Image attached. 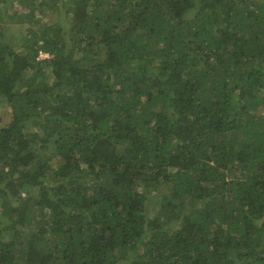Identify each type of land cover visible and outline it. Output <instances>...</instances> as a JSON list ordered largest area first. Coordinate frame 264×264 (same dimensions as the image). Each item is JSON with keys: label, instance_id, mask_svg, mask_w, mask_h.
<instances>
[{"label": "trees", "instance_id": "1", "mask_svg": "<svg viewBox=\"0 0 264 264\" xmlns=\"http://www.w3.org/2000/svg\"><path fill=\"white\" fill-rule=\"evenodd\" d=\"M0 264H264V0H0Z\"/></svg>", "mask_w": 264, "mask_h": 264}, {"label": "rangeland", "instance_id": "2", "mask_svg": "<svg viewBox=\"0 0 264 264\" xmlns=\"http://www.w3.org/2000/svg\"><path fill=\"white\" fill-rule=\"evenodd\" d=\"M50 18H51V20H57L58 19V15L57 14H50ZM63 22H64V18L62 17V19H61ZM12 23V22H11ZM49 154H51L52 153V150H50L49 152H48ZM54 163L56 164V165H59L60 163H61V159L60 158H54ZM166 192H167V188L166 187H164V186H161L160 188H157V190L153 193V194H150L151 195V197H150V202H149V204H148V207H149V212L151 211V212H153V210H157V207L158 206H154V204L157 202V201H160V199H161V197L163 196V195H165L166 194ZM153 197H156V198H159V199H157L156 201L154 200V198Z\"/></svg>", "mask_w": 264, "mask_h": 264}]
</instances>
